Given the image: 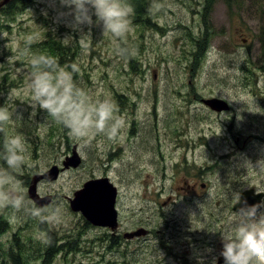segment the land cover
Wrapping results in <instances>:
<instances>
[{"label":"rangeland","instance_id":"rangeland-1","mask_svg":"<svg viewBox=\"0 0 264 264\" xmlns=\"http://www.w3.org/2000/svg\"><path fill=\"white\" fill-rule=\"evenodd\" d=\"M204 1L151 0L149 24L137 26L131 16V28L122 37L103 34L94 16L91 26L73 25L67 14L70 10L60 0H29L11 15L0 12V106L13 114L11 121L0 126V151L5 135L23 137L25 163L17 175L27 190L36 175L46 173L52 165L60 167L64 156L75 149L81 166L63 172L51 183L40 182L36 191L51 197L49 205L59 206L61 211L59 223H40L45 225V242L48 232L58 240L74 232L68 238L69 247L82 263H192L211 244L214 250L222 247L221 234L231 225L235 187L227 169L234 175L235 167L243 168L238 175L243 189L264 192V165L254 168L248 164L264 159L263 145L250 144L256 141L249 135L260 129L264 133V0H217L208 6ZM224 2L231 5L229 11ZM238 3H242L239 11L231 12ZM47 36L70 49L69 62L59 66L73 73L74 81L91 100L109 98L115 103L117 114L125 120L116 138L96 134L75 139L35 104L28 89L31 59ZM116 94L124 95L119 104ZM196 96L219 97L232 108L222 115L211 114ZM225 121L234 130H222ZM197 170L210 173L212 183L227 188L224 194L216 192V186L204 194L213 216L201 214L198 202L202 198L178 191L187 182L185 176ZM137 172L146 177L147 190L136 186L139 196L130 192L135 199L123 204L129 208L122 220L124 227L142 214L154 220L150 207L156 192L161 201L175 193L180 197H173L175 203L162 207L163 216L157 214L150 224L157 234L153 231L148 238L121 246L95 242L82 217L69 210L67 197L93 176H106L124 201L129 194L126 182ZM153 183H161L162 191L154 189ZM6 220L11 224L33 221L23 211L0 209V224L4 226ZM164 220L169 221L168 226ZM33 231L38 233V228L33 226ZM1 235L0 258L10 253V245L19 252L35 245L25 232H18L15 243ZM53 264H61V258Z\"/></svg>","mask_w":264,"mask_h":264},{"label":"clouds","instance_id":"clouds-1","mask_svg":"<svg viewBox=\"0 0 264 264\" xmlns=\"http://www.w3.org/2000/svg\"><path fill=\"white\" fill-rule=\"evenodd\" d=\"M70 11L75 26L93 24L102 26L103 34L124 36L131 28L130 17L133 8L127 0H60ZM67 39V38H66ZM125 50H121L123 53ZM33 71L29 76L28 89L41 111L61 124L68 135L84 140L87 137L104 134L116 138L125 125L119 116L115 103L109 99L91 100L88 93L73 79V73L57 62L40 54L31 59ZM8 107L0 106V126L12 120ZM20 118L19 116H17ZM2 130V128H0ZM25 141L20 134L5 135L0 151V209L23 211L32 217L49 223H59V206L38 205L27 198V190L17 173L25 163ZM254 168L264 165L258 160ZM241 206L232 212V222L221 234L224 264H264V202L248 205L237 195Z\"/></svg>","mask_w":264,"mask_h":264},{"label":"flooded vegetation","instance_id":"flooded-vegetation-1","mask_svg":"<svg viewBox=\"0 0 264 264\" xmlns=\"http://www.w3.org/2000/svg\"><path fill=\"white\" fill-rule=\"evenodd\" d=\"M122 96V99L119 98H115L117 101V104H119V102H121L124 99V95L120 94ZM196 95V94H194ZM196 98H198V100L201 101L203 99H210V98H219V97H198L196 96ZM222 99V98H219ZM224 100V99H223ZM225 101V100H224ZM227 102V101H225ZM228 104V108L226 111H222L220 113H216L214 111L209 110L208 108H206L207 110H209V113L211 114H219L222 115L224 112H229L231 110V105L227 102ZM233 124H229L228 121H225L222 124V130L229 128V130H232ZM253 128V126H251V129ZM234 130V129H233ZM252 140H255L256 143H250L253 144L256 147H259L260 144L263 145L264 147V139H260L257 136V133L255 134H251ZM260 142V143H258ZM117 152V151H116ZM115 153V152H114ZM111 156V155H110ZM225 158L224 156L221 157V159ZM210 167H205V169H209ZM236 168V172L233 175V179L232 181V188L235 187V185L239 182L238 180V172L239 169L238 167ZM231 169V168H230ZM230 169H227L230 170ZM202 170H197V172H192V173H188L185 178L187 179V182L184 186H179L178 187V191H184L186 194H188V196L191 197H200L202 198L198 204L201 208V214L203 216H206L207 214H209L210 216H213L210 213V205H209V200L207 197H204V194H208V192L212 191L213 189L216 188V192L219 193H225L226 191V186L224 185H220V184H214L211 182L210 180V173L207 174H201ZM227 176L229 173H226ZM140 172L135 173V178H131L130 182H126V186H128L129 189V194L125 197L124 201L121 200V198L119 197V190L117 188L118 194L115 200V205L114 208L116 210V226L115 228H110V227H94L91 226L90 224H88L83 218L82 220V224L84 226L85 229H88L89 231H93L94 236H95V242H99V241H103L105 242L106 245H111V244H115L117 243L118 245H124L125 242H139L143 237L148 238L149 235L152 234V232L154 231L155 234H157L158 231H155L154 227H151V223L154 222V220L157 218V214H160L161 216H163L162 210L175 203V199L180 197V193H175L174 195H170L167 197V200L161 201V199L157 196H159L160 193L156 192L154 197L152 199V202L154 203L152 207H150V209H154L152 215L155 216L154 220L152 219V216H146V214H142V217H140L138 219V221L136 222H130L126 227H124L122 225V220L124 219L125 215L128 214L129 212V208H125L123 206V204H125L127 201H133L135 198H131L130 197V192L133 190L135 192L136 195L134 196H139V190L136 188V186H143L144 190H147V179L146 177H140ZM98 177V176H95ZM206 177V178H205ZM206 181V182H204ZM224 183V182H223ZM153 188H157L160 191H162L163 185L160 184H155L153 183ZM132 191V192H133ZM240 192V190H239ZM240 194V193H239ZM39 196H45V194H38ZM237 189L235 188V193L232 194L231 199L233 200L232 202L234 203L235 200L237 199ZM143 197H145V194H142ZM174 197V198H173ZM186 196H184L185 198ZM221 197V195H217V198L219 199ZM167 201V202H166ZM223 202V201H222ZM202 203H204L202 205ZM220 203L217 201L216 205H219ZM163 207V209H162ZM149 210V209H148ZM206 212V214H203L202 212ZM222 212H225V209H222ZM74 215L78 216L79 218L81 217V215L79 213H74ZM139 215V214H138ZM32 217V216H30ZM32 222H23V223H18L16 222L15 224H11V222H8V220H6L4 222V226L0 224V234H2L1 236H5V238L7 239V241L9 242H14L15 243V239L18 238L17 234L18 232L20 234H23L24 232L26 233V237L30 238V239H34L32 240L33 243L35 244L34 247L27 249L25 252L23 251V254H27V252H31L32 255H25L28 258L31 259H35V260H40L41 257L45 254V246L48 248L50 247L52 244V240L49 237L47 239V241L45 242V225H41L40 223L44 222L43 220H41L40 218H36V217H32ZM164 224L167 225V223L169 222L168 220H164L163 221ZM11 226V228L8 230V228ZM33 226H36L38 228V233L33 231ZM139 232L140 237H135V236H131V234L135 233V232ZM142 232V234H141ZM74 234V232H68L65 233L64 235H62L61 239L58 240L57 238H55L54 241V245L56 248H58V254H57V258H61V264H86V263H82L80 262V258L81 257H77L74 253L75 250L71 249L69 247V245H71V241H69V237H72ZM203 234V233H202ZM40 240H39V239ZM75 243V241H74ZM211 244V243H210ZM211 246V247H210ZM208 246V251L205 252H201L198 253L195 257H193L194 259L191 261L192 263L189 264H219L218 260L221 259L222 263L220 264H224L223 262V258L220 256V253L222 251V247L218 248V250H214L212 247V244ZM18 247V244H17ZM19 248V247H18ZM9 251H10V255H18L17 250H14L12 248V245H10L9 247ZM67 259H69L70 261L67 262ZM63 262V263H62ZM35 264H37L35 262ZM182 264H187V263H182Z\"/></svg>","mask_w":264,"mask_h":264},{"label":"water","instance_id":"water-1","mask_svg":"<svg viewBox=\"0 0 264 264\" xmlns=\"http://www.w3.org/2000/svg\"><path fill=\"white\" fill-rule=\"evenodd\" d=\"M6 2V0H4ZM0 3V7L3 3ZM204 105L208 106L211 110L220 112L227 109V105L220 99H207L203 100ZM72 156L66 158L62 163L63 168L69 167L76 168L79 166L81 160L77 155L75 149L72 150ZM59 169L56 165L52 166L44 175L34 178L31 185L28 187L27 195L38 205H48L50 197L39 198L36 195L35 185L41 180L45 179L47 182L55 181L58 177ZM116 188L109 182L107 178L91 179L86 181L81 189L73 194V198L69 199V207L72 212H79L83 218L91 225L97 227H110L116 226V211L114 210ZM241 201H247L248 205L258 204L263 197L262 193L254 194L252 189L244 190L241 194ZM241 206L240 203L233 205L232 211H236ZM142 234V232H141ZM139 232L131 234V236H139ZM220 259L218 263H221Z\"/></svg>","mask_w":264,"mask_h":264},{"label":"trees","instance_id":"trees-1","mask_svg":"<svg viewBox=\"0 0 264 264\" xmlns=\"http://www.w3.org/2000/svg\"><path fill=\"white\" fill-rule=\"evenodd\" d=\"M150 1L151 0H127V2L131 4L134 10L131 16H132V21H134L137 24V26L143 27L149 24L150 18L148 16L149 11L147 10V7H149ZM216 1L217 0H205L204 3L206 2L205 4L206 6H208L210 3L216 2ZM15 2H18L17 5L15 4ZM28 3H29V0H9L6 8H2L1 10H2V13L11 15L14 12V10L18 9L17 6L22 5L23 7H25L27 6ZM224 3L226 4V6H229V7L231 6L226 2ZM239 5L240 7H242V3L241 4L238 3V11H239ZM200 38H202V35ZM200 44H203V42ZM33 53L40 54L48 58H52L57 62L58 65H61L63 62L68 63L69 60L67 56H71V52L68 47H64L63 44L59 40L53 39L52 37H49V36L44 37V39H42L39 42V44L33 50ZM66 60H68V62ZM130 62H131V67H132L133 59L130 58ZM257 135L260 137V139H264V133L262 132L261 129L259 132H257ZM229 172L230 170H228L226 173H229ZM228 178L232 180L233 175H231V173L228 174ZM242 186H243L242 181H239L235 185L237 192H239ZM47 235L51 238L52 245L48 248L45 246V254L41 257L40 260L38 261L35 259L29 260L28 258H25V257L22 258L19 255L12 256V257L3 256L0 258V264H27L28 262L30 263V261H32V264L35 262L37 264L54 263V260L56 259V256L58 254V248L53 246L54 245L53 240L55 239L54 233L48 232Z\"/></svg>","mask_w":264,"mask_h":264}]
</instances>
